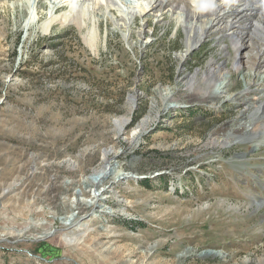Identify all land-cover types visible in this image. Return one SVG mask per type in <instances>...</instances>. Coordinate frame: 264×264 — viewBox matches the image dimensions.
<instances>
[{
	"label": "rangeland",
	"instance_id": "obj_1",
	"mask_svg": "<svg viewBox=\"0 0 264 264\" xmlns=\"http://www.w3.org/2000/svg\"><path fill=\"white\" fill-rule=\"evenodd\" d=\"M26 1L27 10L10 0L0 12V264H264V143H207L215 128L239 125L249 95L208 105L183 87L171 104L190 103L165 109L159 95L180 71L217 58L215 40L179 61L175 20L153 13L137 35L138 18L127 41L111 13L95 10L92 51L72 23L44 30L50 0L29 26L37 0ZM146 115L155 117L129 139ZM124 116L118 133L113 122ZM110 146L124 178L93 206L88 176ZM71 213L87 227L84 243L62 240L81 232L65 228Z\"/></svg>",
	"mask_w": 264,
	"mask_h": 264
},
{
	"label": "bare ground",
	"instance_id": "obj_2",
	"mask_svg": "<svg viewBox=\"0 0 264 264\" xmlns=\"http://www.w3.org/2000/svg\"><path fill=\"white\" fill-rule=\"evenodd\" d=\"M7 1L10 0H0V12L6 6ZM65 1L73 3L68 8L64 3ZM117 1H120L123 5H119ZM138 1L140 3L135 5L134 0H50V20L48 18L49 22L45 24L44 30H48L55 22L61 24L72 23L78 30H86L84 35L85 44L90 50L95 51L98 49L96 36L100 28V15L95 10H102L103 14L106 11V13H111V17L113 15L112 20H110L111 24L115 28L117 27L120 32H123L122 35L127 41L133 39L132 32L134 25H138V18L141 23L136 33L140 35L141 32L148 31L144 28L150 24V16L156 13L155 16L158 22L163 20L178 22L175 33L180 35L182 31L184 37L183 52L179 55V61L185 59L194 49L200 47L208 39L215 40L217 43V58L211 56L205 62V65L196 68L192 72L180 71L176 82L162 90L164 96L159 93L162 101L165 99L164 109L190 103L180 101L179 104H171L175 100L174 96L177 90L183 87L185 90L190 91L188 95L193 96L194 100L209 102L208 105L214 103L217 105L221 98H225L230 103L241 104L244 98H248L249 95L250 98L248 99L251 102L239 114V125L236 126V123H234L232 127L221 125L215 128L209 135L207 143L209 142L212 146L217 147H229L239 140L263 141L264 143V0ZM27 3L26 0H22L20 5L16 7L27 10L29 7ZM40 3L41 1L37 0L36 6L33 4L36 12H34V17L31 16L27 20L29 26L33 23L34 18L39 19V15L37 16L36 13L38 14L42 8ZM102 4H105L108 9L104 8ZM168 12H171V15ZM90 15L94 18L91 25L89 23ZM2 36L0 34V37ZM142 44L143 42L141 46ZM150 44L151 40L144 43L145 46ZM244 69L248 71H244ZM237 73L243 76L245 82L243 87L235 89ZM250 95H257V97L254 99ZM248 99H245V101ZM154 117L155 115L151 118L148 115L143 117L133 128L129 139L133 140L134 136L143 132L148 121H151ZM128 121L129 117L124 116L113 122L118 133L123 131ZM117 153L118 151L112 146L104 148L101 153V162L93 168V172L88 176L87 182L91 187L87 196L92 205L106 197L104 193L111 184L124 178H118L119 173L123 170L117 166L118 163L115 160ZM111 172L112 177L108 181V187H106V183L104 184L103 181ZM9 187L3 189L1 194L8 191ZM64 221L65 228L74 227V229L81 230V232L64 234L62 240L84 243L88 230L87 227L81 229L82 224L79 217L71 213L64 218ZM211 253L218 255V252Z\"/></svg>",
	"mask_w": 264,
	"mask_h": 264
},
{
	"label": "water",
	"instance_id": "obj_3",
	"mask_svg": "<svg viewBox=\"0 0 264 264\" xmlns=\"http://www.w3.org/2000/svg\"><path fill=\"white\" fill-rule=\"evenodd\" d=\"M133 178H137V179H139V177H137V176H135V177H133Z\"/></svg>",
	"mask_w": 264,
	"mask_h": 264
}]
</instances>
